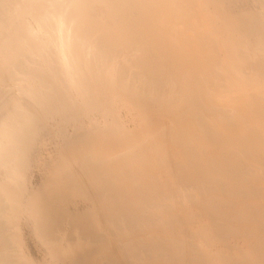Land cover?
<instances>
[{
    "label": "bare ground",
    "instance_id": "bare-ground-1",
    "mask_svg": "<svg viewBox=\"0 0 264 264\" xmlns=\"http://www.w3.org/2000/svg\"><path fill=\"white\" fill-rule=\"evenodd\" d=\"M263 104L264 0H0V264H264Z\"/></svg>",
    "mask_w": 264,
    "mask_h": 264
},
{
    "label": "rangeland",
    "instance_id": "rangeland-1",
    "mask_svg": "<svg viewBox=\"0 0 264 264\" xmlns=\"http://www.w3.org/2000/svg\"><path fill=\"white\" fill-rule=\"evenodd\" d=\"M194 7H195V6H194ZM262 52H263V51H261V53H262ZM259 53H260V52H259ZM248 58H251L250 53H248ZM253 61H254V60H253ZM253 61H252V62H253ZM250 62H251V60H250ZM250 62H249V63H250ZM252 92L255 93V92L253 91V89H252ZM252 92L250 91L251 94H252ZM252 95H253V96H252ZM252 95H251V99H252V97H254V96L256 97V93H255V94H252ZM232 103H233V100H232ZM235 103H236V101L233 103V104L235 105L234 109H236L237 106L240 105V104H235ZM233 104H232V108H233V106H234ZM236 105H237V106H236ZM263 105H264V104H263ZM263 105L261 106V109L264 108ZM107 108H109V106H108ZM238 108H239V107H238ZM109 109H110V108H109ZM263 116H264V114H263ZM105 118H106V117H105ZM254 131H255V132H254ZM255 133H256V130H253V134H255ZM259 134H260V137H262V139H263V136H264V135H263V132H262V134H261V132H259ZM200 148H201V147H200ZM201 151H202V149H201ZM203 152H204V149H203ZM203 152H202V153H203ZM50 154H51V153H50ZM50 154H49V155H50ZM47 157L49 158L50 156H47ZM202 165L204 166L205 164H202ZM202 165H201V166H202ZM37 173H38V171H36L34 175L37 176ZM38 175H39V173H38ZM30 176L33 177L32 175H30ZM30 176H28V178H30ZM263 190H264V188H263ZM210 203H211V202H210ZM212 204H214V203H212ZM192 215H193V213L191 214L190 217H192ZM179 227H180V226H179ZM183 227L185 228V224L182 225V228H183ZM25 239H26V241H27L26 243H28V244H27L28 247H30L29 250L31 251V253H32V254H36V255L38 256L39 252H38V248H36V243L33 242V241L31 240V238H29V237H25ZM27 239H28V240H27ZM187 239H189V238H187ZM33 243H34V244H33ZM31 249H32V250H31ZM30 251H28V252H30ZM136 262H139V260L136 259Z\"/></svg>",
    "mask_w": 264,
    "mask_h": 264
}]
</instances>
